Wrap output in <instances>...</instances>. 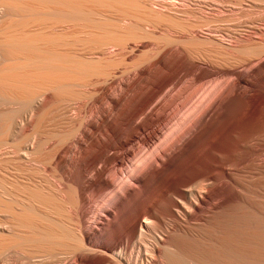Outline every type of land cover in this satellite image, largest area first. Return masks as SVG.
<instances>
[{"label": "bare ground", "instance_id": "obj_1", "mask_svg": "<svg viewBox=\"0 0 264 264\" xmlns=\"http://www.w3.org/2000/svg\"><path fill=\"white\" fill-rule=\"evenodd\" d=\"M262 10L0 0V264H264Z\"/></svg>", "mask_w": 264, "mask_h": 264}, {"label": "rangeland", "instance_id": "obj_2", "mask_svg": "<svg viewBox=\"0 0 264 264\" xmlns=\"http://www.w3.org/2000/svg\"><path fill=\"white\" fill-rule=\"evenodd\" d=\"M262 13H264V11L262 10L261 11ZM263 60V61H262ZM262 61V62H261ZM255 63H256V67H255ZM254 64H252V65H250V67L252 66L253 67V69H252V67H251V70H249L250 69V67L248 68V69H246V68H243V69H239L237 72L236 71H234V73H243V75L246 77V78H250L251 79V76H253L254 74H255V72L256 71H258V70H260V69H262L263 67H264V57L260 60V61H258V62H255ZM251 71V72H250ZM251 74V75H250ZM247 75V76H246ZM234 78V76H232V77H230L229 79H228V81H231L232 79ZM248 78V79H249ZM245 89H249L248 87H244ZM249 95H251V93H249ZM154 104H156V103H154ZM154 104H152V105H154ZM150 106L149 107V109H148V113H154L156 110H157V108L155 107V105L154 106ZM156 108V109H155ZM212 115V111H210V112H208L207 114H206V117L207 118H209L210 116ZM137 124L139 123V121H137L136 122ZM149 132H150V135H149ZM152 134H153V131L152 130H150L149 131V129H145V128H140V130H138V138L139 139H148V138H150V137H152ZM146 138H145V137ZM142 137V138H141ZM149 152L150 151H148L147 153L149 154ZM171 152V151H170ZM170 152H168V151H166L165 153L166 154H168V155H171L172 153H170ZM112 154V155H111ZM116 153H114L113 151H110L109 153H108V155L109 156H113V155H115ZM118 154H120V153H118ZM121 154H123V153H121ZM157 154H159L158 156L159 157H157L156 156V158H155V156H154V160L152 161L151 160V162H154L153 164H155V165H157V166H155V165H153V164H151V166L153 167V166H155V167H162V164H161V160H164L163 158H165V154H162V153H157ZM161 154V155H160ZM163 155V156H162ZM128 158V159H127ZM130 158V159H129ZM162 158V159H161ZM132 158L131 157H128V156H123V161L126 163V167L129 169H127L126 168V171H127V173H128V171L130 172V169H131V171H132V169L133 168H135L134 166H135V160H131ZM159 159V160H158ZM157 160V161H156ZM129 161V162H128ZM135 163V164H134ZM133 164V165H132ZM133 166V167H132ZM129 175V174H128ZM125 181H127V182H129V184L131 185L132 183H134L135 181H137V178L136 177H134V178H132V180L130 181V178L128 179V177L125 179ZM134 185V186H133ZM135 183L134 184H132L131 186H129V188L130 189H132V188H134L135 187ZM104 203L106 204V202L104 201ZM104 203H102V205H100L99 207H97L98 208V210L100 211V213L98 214V212L99 211H97V215H102V211L101 210H103L102 208H103V206H104ZM96 215V216H97ZM104 215V214H103ZM102 215V217L101 216H99L100 217V220L101 221H96V224L95 225H92L91 227L89 226V230H88V232H89V234H90V237L92 238V239H98V237L100 236V232H101V225L104 223V220L105 219H107L108 218V216H106V215H104L103 216ZM95 216V219L98 217H96ZM104 217H106V218H104ZM89 219H87V221L90 223V224H93L94 223V221H95V219L94 218H91L90 219V217H88ZM94 219V220H93ZM98 219V218H97ZM99 220V219H98ZM94 226V227H93ZM96 227V228H95ZM93 229V230H92ZM97 231V232H96ZM93 233V234H92ZM93 236V237H92ZM96 236V237H95ZM97 255V254H96ZM96 255H90V257H87V259L88 258H97L98 257V255L96 256ZM25 264L24 262H15L14 264ZM68 264H85L84 262H81L80 260H78V261H71V262H69Z\"/></svg>", "mask_w": 264, "mask_h": 264}]
</instances>
